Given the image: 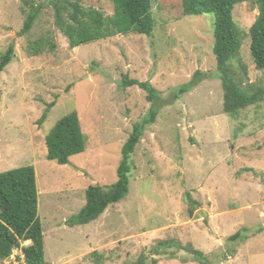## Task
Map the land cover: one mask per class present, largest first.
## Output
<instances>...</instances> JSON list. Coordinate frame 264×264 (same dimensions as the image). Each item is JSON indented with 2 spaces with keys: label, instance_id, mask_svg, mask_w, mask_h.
Segmentation results:
<instances>
[{
  "label": "rangeland",
  "instance_id": "obj_1",
  "mask_svg": "<svg viewBox=\"0 0 264 264\" xmlns=\"http://www.w3.org/2000/svg\"><path fill=\"white\" fill-rule=\"evenodd\" d=\"M31 1L43 8L19 37L28 10L22 0H0V57L14 47L0 72V173L34 168L45 261L130 264L144 254L156 264H199L185 250L192 246L204 264H264V99L234 116L223 112L213 15L181 16L175 0H151L152 37L117 35L71 49L49 0ZM80 3L112 15L109 0ZM257 15L256 0L233 11L246 73L238 62L231 71L235 79L244 73L247 93L264 88V70L255 69L249 48ZM41 37L53 47L34 56L28 46ZM196 72L199 83L178 94ZM124 77L148 82L159 100L149 102L138 86L123 88ZM153 105L158 115L131 156L127 196L95 221L68 226L88 187L116 181L122 145ZM71 112L86 149L61 166L46 159L44 139ZM237 232L240 238L230 240ZM28 244L0 264H25L21 248Z\"/></svg>",
  "mask_w": 264,
  "mask_h": 264
},
{
  "label": "trees",
  "instance_id": "obj_2",
  "mask_svg": "<svg viewBox=\"0 0 264 264\" xmlns=\"http://www.w3.org/2000/svg\"><path fill=\"white\" fill-rule=\"evenodd\" d=\"M112 15L105 17L94 9L85 10L80 0H49L55 11V24L65 34L71 49L117 35H145L152 37L155 23L151 13V0H109ZM245 0H175L181 16H200L210 14L214 17L213 48L216 59L217 75L221 80L223 92V112L236 115L238 111L254 106L264 99V88L242 90L244 83L238 72L235 79L231 71L234 62L240 64L241 71L246 68L241 64V31L237 27L233 11L236 5ZM28 10L19 37L28 34L43 8L34 5L31 0H22ZM258 15L248 30L250 54L256 70H264V0H256ZM53 47L42 37L33 41L28 50L34 56L41 54L44 45ZM14 58V47L10 45L0 57V72ZM200 72H196L190 83L178 89V94L189 92L194 84L199 83ZM122 86H138L147 93V100L153 104L159 100V93L148 82L135 79H122ZM54 103L49 104L38 123L42 124ZM159 108L152 106L143 121L135 123L127 140L122 145L121 160L116 170L117 179L110 186H90L85 191V205L70 217L67 225L83 226L98 219L105 210L122 201L129 192V174L131 156L144 135L147 125L155 122ZM46 159L65 166L73 156L86 149V137L82 132L78 114L71 112L55 123L45 136ZM196 204V203H195ZM194 202H189L188 213L194 212ZM38 194L35 171L32 166H23L0 173V261L9 258L22 243L21 248L25 264H48L44 259V236L41 222L37 216ZM237 232L230 240H238ZM166 242H160L164 247ZM156 250L162 251L161 249ZM199 264L206 258L199 250L189 246L185 249ZM94 254V253H93ZM130 264H156L150 262L144 254Z\"/></svg>",
  "mask_w": 264,
  "mask_h": 264
},
{
  "label": "water",
  "instance_id": "obj_3",
  "mask_svg": "<svg viewBox=\"0 0 264 264\" xmlns=\"http://www.w3.org/2000/svg\"><path fill=\"white\" fill-rule=\"evenodd\" d=\"M242 77H243V79H244V82L246 83V82H247V79H246L244 73H242Z\"/></svg>",
  "mask_w": 264,
  "mask_h": 264
},
{
  "label": "bare ground",
  "instance_id": "obj_4",
  "mask_svg": "<svg viewBox=\"0 0 264 264\" xmlns=\"http://www.w3.org/2000/svg\"><path fill=\"white\" fill-rule=\"evenodd\" d=\"M28 243V242H27Z\"/></svg>",
  "mask_w": 264,
  "mask_h": 264
}]
</instances>
